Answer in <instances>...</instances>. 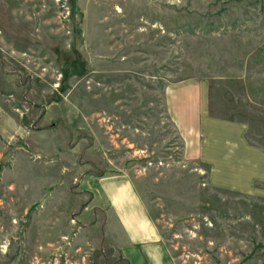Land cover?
<instances>
[{
	"label": "rangeland",
	"instance_id": "1",
	"mask_svg": "<svg viewBox=\"0 0 264 264\" xmlns=\"http://www.w3.org/2000/svg\"><path fill=\"white\" fill-rule=\"evenodd\" d=\"M191 77L264 149V0H0V264H122L69 211L121 170L178 264H264V182L214 187L166 111Z\"/></svg>",
	"mask_w": 264,
	"mask_h": 264
},
{
	"label": "crops",
	"instance_id": "2",
	"mask_svg": "<svg viewBox=\"0 0 264 264\" xmlns=\"http://www.w3.org/2000/svg\"><path fill=\"white\" fill-rule=\"evenodd\" d=\"M164 96L185 156L208 171L210 184L251 193L264 182V149L249 141L244 121L213 113L206 80L171 82ZM65 182L70 191L72 178ZM81 185L69 198L78 242L103 247L122 264H178L131 172H91Z\"/></svg>",
	"mask_w": 264,
	"mask_h": 264
}]
</instances>
